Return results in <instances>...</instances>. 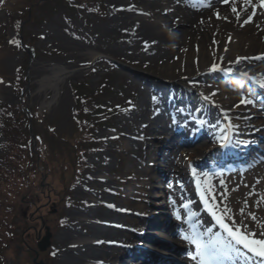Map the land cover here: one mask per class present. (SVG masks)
Returning <instances> with one entry per match:
<instances>
[{
	"label": "rangeland",
	"instance_id": "obj_1",
	"mask_svg": "<svg viewBox=\"0 0 264 264\" xmlns=\"http://www.w3.org/2000/svg\"><path fill=\"white\" fill-rule=\"evenodd\" d=\"M42 1L47 0H0V52L7 49L14 54L9 70L7 72L4 70V75L7 76L5 86L8 95L6 98H0V106L24 104L32 113L37 111V115L34 113L31 116L34 123L31 122L33 140L30 144L34 145L40 156H38L40 165L38 164L36 173L38 176L35 181L36 186L32 190L34 194L28 192L26 188L22 189L16 205L17 212L13 217V226L2 234L8 240L4 249L5 264H41L42 262L61 264L59 242L67 230L74 227L84 235L92 234V224L87 222L80 224L73 220V213L86 208L98 210L102 214L105 205L108 204L117 212H121L119 219H116L117 222L119 220L128 231L136 228L140 215L148 211L149 203L156 197L149 196L150 190L142 179L147 176V172L155 178L162 179L159 171L165 168L163 165L160 167L156 159L144 165L141 155L137 153L139 149L135 146L136 137L139 135L143 137L142 122L149 120L151 116L148 112L144 117L141 115L143 96L141 79L147 77L161 81L179 80L182 77L185 79L189 74L196 78L209 70L212 63H223L228 51L232 54L229 62L226 63L228 66L238 57L230 46L231 37L224 36L221 42L220 39L209 35V47L212 45L213 49H219L220 52L206 56L205 61L199 64L197 55L201 44L198 42L200 36L194 38L189 42L192 52L194 50L196 54V56L192 55V60L196 64L184 69L182 74L177 69L170 70L160 65L136 62L104 52L101 53V57L91 61L89 58H83V46L88 47L95 42L97 26L109 21L116 13L112 9V1L96 0L100 8H96L93 12L70 7L73 6L71 4L68 6L61 3L60 6L56 0H50L47 4H42ZM14 20L18 22L15 23ZM21 38L23 46L18 43ZM243 53L249 54V52ZM42 64L47 68L60 66L72 69V73L61 85L58 97L52 103L50 100L53 92L38 93V80L47 75L44 71H40ZM262 66L264 67V60ZM243 70L247 73H255L248 68ZM104 77L113 78V88L117 92L114 97L104 99L103 106L108 108L117 104V108L114 113L107 115L112 118L95 131V137L102 141V144L98 149L87 154L85 169H78L80 172H75L71 165L73 163L71 153L68 155L65 149L68 148V152H72L73 148L66 145L75 143L78 137L75 125L77 86L83 83L92 91H98ZM148 88L150 91L161 90L156 84L152 86L150 84ZM156 95L153 92L152 96ZM196 96L193 94L192 100L187 105L197 106L200 109L202 105L199 104ZM177 106V110L187 107L184 102L178 103ZM260 111L264 112V109ZM227 113L226 115L219 112L217 119L211 115V119L206 120L213 135L227 116L236 118L234 111ZM197 116L199 115H195V118ZM41 118L43 121H40ZM235 118L233 120H236ZM170 123L175 125L176 120H171ZM171 134H175L174 129L171 130ZM38 135L42 136V145L37 141L35 143ZM1 141L0 128V143ZM162 146L163 143L159 140L155 147H150V153L156 155L162 150ZM3 154L0 145V159ZM228 176L223 179L225 182L228 179L226 192L230 193L233 201L250 197L247 193L248 186L242 177L241 180L236 181L238 176ZM99 177H102L103 181H100ZM170 181L175 184L184 183L179 178ZM160 191V187L155 189L156 193ZM100 194L105 195L104 200L99 199ZM26 195L27 200H25ZM156 201L163 203L165 199L157 197ZM154 209L156 208L153 207ZM225 215L233 226H239L233 216L226 213ZM92 217L97 222L95 215ZM157 218L161 219L160 215ZM46 227L51 233V246L37 254L36 245L46 234ZM147 229L146 225L140 226L136 228L135 233L141 234ZM8 232L10 235H7ZM244 232L247 233L245 230ZM134 236V232L126 233L115 242L120 244L125 241L130 244L131 241V245H135L132 239ZM145 241L146 239L143 238L141 243L146 244ZM112 242L108 240L98 246L102 254L96 257L95 264H123L124 248L116 244L111 250L107 244ZM133 261L134 264L137 261V264H144V261L139 260L138 257L133 258Z\"/></svg>",
	"mask_w": 264,
	"mask_h": 264
},
{
	"label": "bare ground",
	"instance_id": "obj_2",
	"mask_svg": "<svg viewBox=\"0 0 264 264\" xmlns=\"http://www.w3.org/2000/svg\"><path fill=\"white\" fill-rule=\"evenodd\" d=\"M111 1L112 9L116 13L110 17L109 21L97 26L98 33L94 36L95 42H92L88 47L83 46L84 59L89 58L94 61L101 57V53L104 52L136 62L143 61L150 63V65H160L170 70L177 69L182 74L184 69L196 64L192 60V55L196 56V54L194 50L192 52L189 41L200 36L198 42L201 44L197 55L200 64L205 61L206 56H213L218 51L220 52L219 49H213L212 45L209 47V38L213 36L222 42V38L226 36L227 38L231 37L230 46L238 56L233 60L231 66L248 68L257 71L261 77L264 76V67L262 66V57L264 56V2L262 0H199L198 5L204 1L203 6L199 8H196L194 6L196 4L191 3L190 0ZM234 8L237 11L234 12ZM209 35L210 37H208ZM253 51L256 52L251 54ZM243 52H249L250 55ZM11 53L7 49L0 52V98H6L8 95L5 86L7 76L4 75V70L6 72L9 70V65L14 56ZM231 56L232 54L228 51L224 63H228ZM249 56L256 57V59L251 61ZM210 68L211 65L208 69ZM40 71H44L47 75L38 80V93L53 92V97L50 100L52 103L58 97L60 87L72 73V69L60 66H48L47 68L45 64H42ZM214 75L215 73L207 70L196 78L189 74L185 79L182 77L179 80L161 81L147 77L141 79L143 83L141 115L144 117L148 112L151 116L149 120L142 122L143 137L140 135L136 137L135 146L136 149H139L137 153L141 155L144 165L156 159L159 162L158 165L160 167L163 165L165 168L159 171L162 179H159L160 177L155 178L148 172L147 176L142 179L144 185L150 190L149 196L156 197L149 203L148 211L139 217L137 226L147 225L150 231L146 230L143 234H134L132 239L137 243H141L143 238L146 239L145 247L126 248L123 264H134L135 261L130 262L133 259L131 256L136 257L137 255L141 256V258L138 257L139 260H143V263L146 261V264H169L168 260L158 258L159 255L154 252L161 251L162 247L168 246V240L180 247H190L191 253L195 249V245L190 240L177 235L174 228L161 223L157 216L163 213L168 218V216L171 217V214H179V218H182L183 208H178L176 204L180 199L179 197L183 195L191 197L192 206L196 208L197 212L200 210V213L203 214L204 210L200 207L199 200L194 194L195 191L190 186L187 187L186 191H182L170 180L179 178L182 181H187L189 171L186 168L191 162L195 161L196 164L204 162L205 152L210 145L205 141L196 144L190 141L186 148L181 149V147L174 145L175 148L170 154L160 151L153 155L150 153V147H155L159 140L161 143H166L168 140L166 134L171 129L176 128L170 123L171 120L181 122L185 125L184 130L193 132L195 129L194 113H200L203 109L206 111L205 114H199L198 117L213 115V118L217 119L218 111L222 110L227 113L232 110L235 112L236 118H240L235 122L232 121L235 117H228L235 127L240 124L246 130L251 129L252 126H257L259 129L264 128V112L259 111L258 103L242 92L225 86L227 83L219 77L210 80ZM155 82L161 91L149 90L148 85ZM182 88H186L189 93L188 96L185 95L181 98V101H186L185 105L188 111L177 110L176 101L171 99L173 94H177ZM153 92L157 94L155 97L152 96ZM193 94L197 95L198 102L204 105L200 111H198L197 106L189 107L187 105ZM242 97H247L253 103H242ZM212 108H215V112ZM257 115L262 117L257 118ZM182 127L180 125L176 130ZM260 134L263 132L255 131L250 139L252 138L254 142L263 139ZM248 151H258L253 142L248 146ZM200 156L203 158L199 160L198 157ZM241 177L248 186L247 193L250 197L239 201H233V197L230 198V193L226 192V184L229 182L228 180L223 181L221 175H203L202 180L206 188L210 190V194L208 192L207 194L210 200L212 199L214 207L224 215L226 213L233 216L243 232L245 230L255 233L256 239H259L261 233H264V161L261 166L238 176L236 181L241 180ZM99 179L103 181L102 177ZM157 187L161 188L160 193L155 192ZM103 197L105 195H99V199L104 200ZM157 197H162L165 201L163 203L162 201L158 202L156 201ZM105 207L102 214L92 208L73 213V220L78 223L92 224V234L84 235L74 227L67 230L59 242L61 264H95L96 257L102 254L101 248L98 246L108 240L115 242L129 233L128 229L122 226L119 220V223L116 220L119 219L121 212H117L108 204ZM153 207L156 209L153 210ZM92 215H95L97 222L93 220ZM253 216L255 219L252 218ZM79 217L84 218L80 219ZM202 217L203 219L206 218V216ZM101 223L104 226H101ZM107 245L110 246L111 250L115 247L111 244ZM181 259L184 263L192 261L187 255H183Z\"/></svg>",
	"mask_w": 264,
	"mask_h": 264
},
{
	"label": "trees",
	"instance_id": "obj_3",
	"mask_svg": "<svg viewBox=\"0 0 264 264\" xmlns=\"http://www.w3.org/2000/svg\"><path fill=\"white\" fill-rule=\"evenodd\" d=\"M49 1H42V4H47ZM56 1L60 6L62 4L68 6L71 4L73 6L70 7L85 8L87 10H96V7H98L96 0ZM112 79L104 77L98 91H92L87 84L83 83L77 86V106L75 111L77 117H75V125L78 137L75 143L66 145L73 148L72 152H68L67 147L65 149L68 155L71 153L70 156L73 161L71 165L75 172L85 169L87 154L99 148L101 144V141L94 135L96 129L112 118L107 117V115H111L116 111L117 104L105 108L102 103L107 97H114L115 92H117L113 88ZM29 111L24 104L0 106V127L3 136V141L0 145L4 150V156L0 159V264H5L4 249L5 243L8 241L2 234L9 231L13 226V217L17 212L16 205H18L17 201L23 191L22 189L26 188L28 192H33L32 190L36 186L35 181L38 177L36 173L38 172V164L40 165L39 155L30 144L32 141L30 133L32 125L30 122L34 123V121L31 120ZM34 113V115H37L36 112ZM42 119L40 121H43ZM40 137L41 141L40 139L36 140L39 143L42 142V136ZM76 178L78 179L79 177L77 176ZM27 199L28 196L26 195L25 200ZM7 235H10V233L8 232Z\"/></svg>",
	"mask_w": 264,
	"mask_h": 264
},
{
	"label": "snow or ice",
	"instance_id": "obj_4",
	"mask_svg": "<svg viewBox=\"0 0 264 264\" xmlns=\"http://www.w3.org/2000/svg\"><path fill=\"white\" fill-rule=\"evenodd\" d=\"M264 2V0H262ZM237 11V9H233ZM213 70H216V65H213ZM247 75V74H244ZM259 87L264 88V76L257 79L255 77H248ZM207 99V97H205ZM242 103H253L252 100L247 99V97H242ZM207 204V201H205ZM227 210V209H225ZM209 211L212 212V215L216 219L217 223L221 228L225 230L228 234L230 240L224 242L219 235L215 239L205 240L203 239L202 234H195L191 237L185 236L184 239L190 240L192 244L195 245V254L190 253V256L193 260H196L198 264H220V257L228 252H239V248L235 245H242L249 252L255 254L256 256L264 257V233H261V238L256 239L255 233L243 232L239 228L233 229L230 227L229 223H226L222 215H217L212 208H209ZM243 212V210H241ZM179 219V216L177 217ZM255 219V216L252 217Z\"/></svg>",
	"mask_w": 264,
	"mask_h": 264
},
{
	"label": "water",
	"instance_id": "obj_5",
	"mask_svg": "<svg viewBox=\"0 0 264 264\" xmlns=\"http://www.w3.org/2000/svg\"><path fill=\"white\" fill-rule=\"evenodd\" d=\"M50 238H51V233L49 231V228H47L46 235L39 241L37 245L39 247V250L45 251L50 246L51 244ZM37 254H39V252H37ZM41 264H43V262Z\"/></svg>",
	"mask_w": 264,
	"mask_h": 264
}]
</instances>
